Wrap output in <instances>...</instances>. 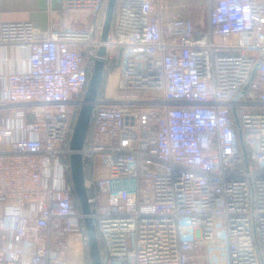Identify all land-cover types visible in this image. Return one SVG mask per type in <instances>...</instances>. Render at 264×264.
<instances>
[{"label":"built area","instance_id":"obj_1","mask_svg":"<svg viewBox=\"0 0 264 264\" xmlns=\"http://www.w3.org/2000/svg\"><path fill=\"white\" fill-rule=\"evenodd\" d=\"M107 2L62 0L47 29L0 6V64L28 63L0 71V264H91L70 141L101 45L116 84L80 152L103 264H264V0H117L103 42Z\"/></svg>","mask_w":264,"mask_h":264},{"label":"water","instance_id":"obj_2","mask_svg":"<svg viewBox=\"0 0 264 264\" xmlns=\"http://www.w3.org/2000/svg\"><path fill=\"white\" fill-rule=\"evenodd\" d=\"M117 0H108L107 8L103 23V30L101 39L103 42L108 41L114 20L115 8ZM106 46L101 45L98 49V57L95 60L92 73L90 74L88 86L84 95V101L79 110L74 130L72 133L70 146L73 150L70 161H71V176L74 185L75 195L80 205L82 212L85 214L84 223L86 227V233L88 236V248L91 259V264H103L101 249L98 241V234L96 229L95 221L91 215L92 206L89 201L88 187L86 183L85 164L84 157L80 150L84 147L86 142L94 108V102L97 100L102 84V80L105 72V59ZM258 65L256 66V68ZM255 68V69H256ZM255 70L252 73L253 77ZM235 117L239 125V120L235 112ZM240 127V125H239ZM240 134H241V127ZM242 149L247 157V150L244 145L242 134H241Z\"/></svg>","mask_w":264,"mask_h":264},{"label":"crops","instance_id":"obj_3","mask_svg":"<svg viewBox=\"0 0 264 264\" xmlns=\"http://www.w3.org/2000/svg\"><path fill=\"white\" fill-rule=\"evenodd\" d=\"M61 2L62 0H0V6L5 21H29L35 27L47 29L61 7ZM208 2L209 0H160L165 18L191 17L194 20L208 18V13L204 12ZM1 56H4L2 52ZM27 66V52L11 48L9 60L0 64V71L23 70ZM2 87L3 82L0 81V88ZM106 94L110 96L112 93L107 91ZM3 113L5 112L2 111Z\"/></svg>","mask_w":264,"mask_h":264},{"label":"rangeland","instance_id":"obj_4","mask_svg":"<svg viewBox=\"0 0 264 264\" xmlns=\"http://www.w3.org/2000/svg\"><path fill=\"white\" fill-rule=\"evenodd\" d=\"M91 73H92V71H91ZM114 73H115V70L111 71V72H107L106 74L104 73V77L103 78L106 77V87L104 89V93H106L107 91L108 92L110 91L112 94H114L115 87H111V86L108 85L109 82L112 80V76L114 75L116 77V75ZM115 83H116V81H115ZM215 247H216V250L212 249L210 251V256L216 258V257H221V256H225L226 255V249L224 248V246L222 244L215 245ZM219 252L221 254H219Z\"/></svg>","mask_w":264,"mask_h":264},{"label":"trees","instance_id":"obj_5","mask_svg":"<svg viewBox=\"0 0 264 264\" xmlns=\"http://www.w3.org/2000/svg\"><path fill=\"white\" fill-rule=\"evenodd\" d=\"M119 59V56L111 63L109 64V66L105 67V74L107 72H111V71H114L115 70V67L117 65V61ZM90 77V75H89ZM106 87V77L103 78L102 80V84H101V88H100V92H99V96H103L105 93H104V89ZM91 171V170H90ZM92 172V171H91ZM85 174H86V178H89L90 177V173L89 171L87 170V167H86V171H85Z\"/></svg>","mask_w":264,"mask_h":264},{"label":"bare ground","instance_id":"obj_6","mask_svg":"<svg viewBox=\"0 0 264 264\" xmlns=\"http://www.w3.org/2000/svg\"><path fill=\"white\" fill-rule=\"evenodd\" d=\"M115 81H116V77L113 75L112 76V80L110 81V83H109V86H111V87H115Z\"/></svg>","mask_w":264,"mask_h":264}]
</instances>
